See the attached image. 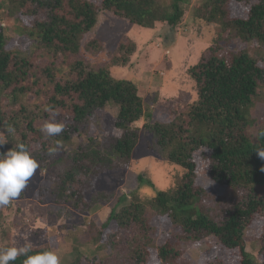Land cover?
<instances>
[{
	"label": "trees",
	"instance_id": "trees-1",
	"mask_svg": "<svg viewBox=\"0 0 264 264\" xmlns=\"http://www.w3.org/2000/svg\"><path fill=\"white\" fill-rule=\"evenodd\" d=\"M236 5L247 9L239 12ZM1 8L7 9L9 19L28 18L23 32L54 61L41 70L46 85L53 88L47 105L70 113V120L63 122L65 130L52 138L35 127L36 117L25 106L12 118L5 117L2 99L8 96L17 102L28 90L30 76L33 86L41 84V77L25 52L8 47L10 37L0 28V133L7 132L9 141L0 146V153L24 143L39 169L53 159L52 169L57 170L49 174L56 184L36 198L70 203L82 212L109 204L113 191L95 190L90 200L84 198L95 179L130 165L143 131L155 154L183 168L169 190L112 206L101 227L95 223L89 227L84 248L73 249L76 258L70 264H154L155 259L159 264H190L181 261V246L211 236L226 248L241 250L238 264H264V229L256 238L259 258L248 251L245 238L264 214V159L256 152L264 148V0H197L194 5L192 0H0ZM102 12L144 28L166 23L177 29L187 15L188 25L202 21L212 28L211 44L186 71L195 82L196 100L182 109H168L166 119L151 120L137 82L111 72V67L130 62L136 43L130 39L111 52L87 38ZM252 44H257L256 52L250 49ZM59 57L62 61L56 64ZM110 104L117 108L114 125L122 134L89 136L100 111ZM145 116L149 120L142 129L134 125ZM32 133L40 138L34 139ZM83 135L89 136L88 142L75 147L74 138ZM34 140H40V148H32ZM57 140L62 147L49 156L48 148ZM198 155L209 161L210 190L198 184ZM140 179L145 180L143 175ZM8 207H0V247L14 246L4 227ZM154 217L166 218L163 221L171 226L165 242L157 245ZM122 230H134L136 235L126 242L119 235ZM102 244L110 249L104 257L98 254ZM212 248L208 244L205 253L210 255ZM49 249L55 248L32 246L29 255ZM25 258L11 264H23ZM200 264L224 262L213 256Z\"/></svg>",
	"mask_w": 264,
	"mask_h": 264
},
{
	"label": "rangeland",
	"instance_id": "rangeland-1",
	"mask_svg": "<svg viewBox=\"0 0 264 264\" xmlns=\"http://www.w3.org/2000/svg\"><path fill=\"white\" fill-rule=\"evenodd\" d=\"M196 2L197 0H192V5ZM236 9L239 12L244 9L245 12L247 8L236 5ZM9 18L7 9L1 8L0 28H3L6 35L10 37L8 47L18 48L25 52L33 63V70L41 77V84L33 86V78L30 76L25 83V88L28 90L19 97V100L13 102L10 97L5 96L1 107L8 119L21 110V107H27L29 113H34L36 117L35 127L40 129L42 124L50 119L49 113L44 112L43 108L48 104L53 91L50 84L46 85L48 81L41 70L49 65L52 66L54 61L45 48L35 46L33 39L31 40L23 32V25L28 18H25L24 22ZM188 21L189 15L177 29L171 28L166 23L158 25L157 29H151L130 24L125 19L102 12L98 24L87 37L94 39L98 44H103L111 52L116 51L122 43L130 39L136 43V50L130 62L125 66L111 67V72L116 78L132 79L137 82L145 108L152 115L151 120L166 119L168 109H182L197 98L195 82L186 71L189 65L197 62L201 51L211 44L214 32L202 21L189 25ZM235 43L239 47V44ZM250 49L256 52L257 44H252ZM90 60L93 59L90 58ZM61 61L62 57H59L56 64H60ZM38 90L40 92H37ZM116 115L117 108L113 104L100 111L99 121L91 125L89 136L121 135L122 130L114 125ZM69 116V111L56 110L55 121L68 122ZM147 120L149 118L145 116L134 125L142 129ZM2 134L6 135L7 132ZM31 135L34 139L40 138L39 134L32 133ZM89 136L75 137L74 146L76 147L81 142L87 143ZM149 142L150 136L143 131L130 165L122 170L109 171L94 180V187L92 191L86 193L85 201L92 198V192L95 190L113 191L114 195L109 204H103L84 212L80 209H73L70 203H58L52 198L44 201L36 198L38 192L56 184L55 177L49 178V174L57 173V170L52 169L53 159L46 168L38 169L21 196L8 207V218L4 222V227L6 225L5 228L11 232L13 245L19 247L25 242L31 243L32 246L51 245L60 255L62 264H70L76 258L73 249L84 248L86 245L84 237L89 227L93 223L101 227L112 206L118 208L134 196L149 199L155 197L159 190H169L175 184V176L178 172H183V168L155 154L149 148ZM40 144V140H34L32 148L38 149ZM196 160L199 174L198 184L210 190L212 184L208 178L209 161L202 158V155H198ZM140 175L144 176V181L140 179ZM124 195L125 198L120 200ZM164 219L154 217L152 220L158 228L156 240L159 239L157 242L154 240L156 245L164 243L171 230V226L167 225L168 220H165V223ZM263 229L264 214L260 215L245 233L247 249L255 258L260 257V245L256 238L261 235ZM135 233L134 230H122L119 235L125 236L127 242L129 238L136 235ZM208 244L213 246L210 255L204 251ZM98 249L100 257L110 252V249L103 248V244ZM181 249H183L181 261L188 260L190 264L205 263L213 256H218L224 264H238L242 259L239 248H226L220 245L216 237L212 236L194 243L183 244ZM154 262L160 263L156 259Z\"/></svg>",
	"mask_w": 264,
	"mask_h": 264
},
{
	"label": "clouds",
	"instance_id": "clouds-1",
	"mask_svg": "<svg viewBox=\"0 0 264 264\" xmlns=\"http://www.w3.org/2000/svg\"><path fill=\"white\" fill-rule=\"evenodd\" d=\"M43 111L49 113L50 119L42 124L39 131L45 138L59 136L65 130V125L55 121L56 109L45 105ZM8 131L11 132L12 129ZM8 142L6 136L0 133V146ZM61 147L60 141L57 140L55 146L48 148V155L57 154ZM256 152L264 159V148ZM39 168L38 160L24 143L16 144L6 153H0V207L8 206L18 199ZM31 252L32 245L29 242L19 247H0V264H11L21 256L26 257L23 264H62L60 255L54 249L29 255Z\"/></svg>",
	"mask_w": 264,
	"mask_h": 264
}]
</instances>
